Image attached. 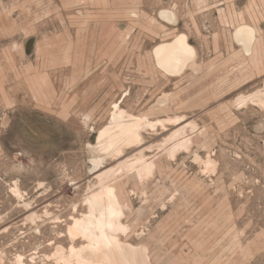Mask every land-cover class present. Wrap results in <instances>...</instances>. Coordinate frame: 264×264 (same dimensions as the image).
<instances>
[{
  "label": "rangeland",
  "instance_id": "374dc122",
  "mask_svg": "<svg viewBox=\"0 0 264 264\" xmlns=\"http://www.w3.org/2000/svg\"><path fill=\"white\" fill-rule=\"evenodd\" d=\"M116 103L142 141L106 155ZM104 186L135 264H264V0H0V264H80Z\"/></svg>",
  "mask_w": 264,
  "mask_h": 264
},
{
  "label": "bare ground",
  "instance_id": "6f19581e",
  "mask_svg": "<svg viewBox=\"0 0 264 264\" xmlns=\"http://www.w3.org/2000/svg\"><path fill=\"white\" fill-rule=\"evenodd\" d=\"M160 16L169 21L173 19L172 12L168 10H162ZM234 39L242 46L244 51L250 52L254 40V31L248 25H241L235 30ZM154 54L156 65L165 73L175 75L183 71L187 63L192 60L194 49L185 41L183 36H179L169 43L157 46ZM113 108L115 112L111 115L109 125L99 131V144L97 143L98 147H96V150L100 153H106V155L114 151L120 153L121 145L139 143L141 140L139 133L141 119L118 109V103L114 104ZM182 131L183 128L178 129L175 133ZM102 161V159H94L92 161L94 168L99 167ZM142 167L145 168L147 165L142 164ZM109 172H102L97 175V178L101 180ZM89 202V216L76 221L74 227L87 239V250L90 253L88 255V252L83 253L81 249L85 247L75 251L77 262L80 264H135L127 259L126 249L119 244L111 232L115 228H122V225L116 223L117 218L121 216V208L116 196L113 194V188L110 186L102 187L98 193L89 198Z\"/></svg>",
  "mask_w": 264,
  "mask_h": 264
}]
</instances>
